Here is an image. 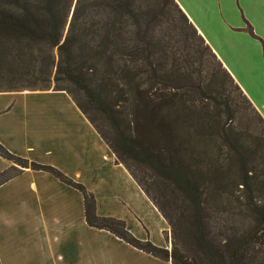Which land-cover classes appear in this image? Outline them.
<instances>
[{"label":"trees","instance_id":"1","mask_svg":"<svg viewBox=\"0 0 264 264\" xmlns=\"http://www.w3.org/2000/svg\"><path fill=\"white\" fill-rule=\"evenodd\" d=\"M52 84L166 220L170 249L98 216L93 195L57 169L1 144L0 156L77 189L90 226L171 264H264V135L236 121L232 89L244 114L264 119L175 0H0V92Z\"/></svg>","mask_w":264,"mask_h":264},{"label":"crops","instance_id":"2","mask_svg":"<svg viewBox=\"0 0 264 264\" xmlns=\"http://www.w3.org/2000/svg\"><path fill=\"white\" fill-rule=\"evenodd\" d=\"M175 1L264 119V0ZM0 144L81 184L98 216L170 249L166 220L65 91H1ZM12 168L0 183V264H171L90 226L77 189L0 156V174Z\"/></svg>","mask_w":264,"mask_h":264},{"label":"rangeland","instance_id":"3","mask_svg":"<svg viewBox=\"0 0 264 264\" xmlns=\"http://www.w3.org/2000/svg\"><path fill=\"white\" fill-rule=\"evenodd\" d=\"M54 85L52 84L51 85V87L50 88H52ZM232 98L234 99V101L238 104V102L237 101H239V107H240V109H239V111H241L239 114H238V120L236 119V121H238V122H240V123H244L245 125H247L248 127H250L251 128V130H253L252 128H254L255 127V125L257 124V126H259V128H257V130H258V133H262L263 135H264V127H262L260 124H259V122L257 121V119L252 115V114H250V115H246V114H244L243 112H242V109H243V106H244V102L241 100V99H239L238 97H236V95H237V92H236V90H234V89H232ZM236 108L238 107V105H236L235 106ZM88 113H89V115L90 116H92L94 119H95V121H96V123L98 124V125H100L101 127H103V129H104V125H105V122L100 118V116L96 113V112H94L93 110H91V109H88ZM105 130V129H104ZM13 163L15 164V165H17V166H19L20 167V165H19V163H18V160H16V159H13ZM132 168H133V170H135V168L132 166ZM140 176H141V174H139ZM169 236L171 237V233H170V229H169Z\"/></svg>","mask_w":264,"mask_h":264}]
</instances>
